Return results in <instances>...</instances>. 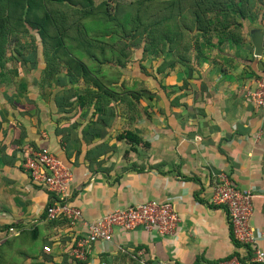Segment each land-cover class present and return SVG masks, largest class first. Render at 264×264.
Segmentation results:
<instances>
[{
	"label": "crops",
	"instance_id": "0c3cea01",
	"mask_svg": "<svg viewBox=\"0 0 264 264\" xmlns=\"http://www.w3.org/2000/svg\"><path fill=\"white\" fill-rule=\"evenodd\" d=\"M198 43L192 66L159 73L163 57L153 56L142 73L135 50L130 70L103 67L101 78L112 73L115 82L109 104H83L84 80L73 83L66 72L46 78L43 56L0 70V248L9 264H257L211 197L221 175L253 190L250 224L264 236V109L245 94L261 79L251 68L264 78V53L256 58L250 41L218 49L213 35ZM128 131L142 142L119 139ZM26 148H47L71 171L69 202L81 221L47 219L55 195L24 170ZM149 201L173 202L181 220L174 235L116 228L87 261L72 257L88 225Z\"/></svg>",
	"mask_w": 264,
	"mask_h": 264
},
{
	"label": "trees",
	"instance_id": "16d2710c",
	"mask_svg": "<svg viewBox=\"0 0 264 264\" xmlns=\"http://www.w3.org/2000/svg\"><path fill=\"white\" fill-rule=\"evenodd\" d=\"M154 3H161L160 13L155 11L145 23V11ZM186 13L191 19L184 28L178 20ZM244 21L264 32V0H137L117 8H111L108 1L96 4L95 0H0V70L3 73L10 60L24 58L35 63L43 56L46 78L66 72L73 83L84 80L83 104H109L114 99L115 82L101 78L103 65L120 72L138 50L141 55L163 57L159 73L177 64L192 66L196 59L193 52L204 45L198 43L199 37L213 35L218 49L227 42L247 43ZM28 37L31 42L19 45ZM169 55L172 60L167 61ZM119 139L142 142L131 131L120 134ZM1 248L0 264H9Z\"/></svg>",
	"mask_w": 264,
	"mask_h": 264
},
{
	"label": "built area",
	"instance_id": "2783aa9c",
	"mask_svg": "<svg viewBox=\"0 0 264 264\" xmlns=\"http://www.w3.org/2000/svg\"><path fill=\"white\" fill-rule=\"evenodd\" d=\"M245 94L256 107L264 109V78L259 79L255 87H246ZM24 154L23 168L31 180L55 195L54 202L47 208V219L65 220L70 224L81 221V210L69 202V187L73 181L71 171L47 148H26ZM254 193L253 190L235 188L227 176L221 175L213 187L211 202L224 207L233 238L252 253L251 262L264 264V252L259 248L264 236L250 224ZM180 221L173 202L169 201H149L118 209L88 225L86 234L75 240L71 255L80 262L87 261L93 245L99 241L110 243L116 228L128 231L143 228L147 232L171 236L177 231ZM45 250L49 252L50 248L45 247ZM217 264H240V261L235 258Z\"/></svg>",
	"mask_w": 264,
	"mask_h": 264
},
{
	"label": "rangeland",
	"instance_id": "374dc122",
	"mask_svg": "<svg viewBox=\"0 0 264 264\" xmlns=\"http://www.w3.org/2000/svg\"><path fill=\"white\" fill-rule=\"evenodd\" d=\"M101 1H108L109 2V4H110V7L111 8H117L118 6H126V5H130L131 3H134L135 1H137V0H95V3L96 4H99ZM156 1H163V0H156ZM159 5L161 6V3H159ZM159 5L158 4H151V7H148V9L145 11V16H144V19H145V23H147L150 19H152V14L156 11V13H160V9H159ZM190 16H189V14L188 13H186L185 14V16L184 17H182L181 19H179L178 21L180 22H182V26H184V28H185V25H184V23H186L187 24V26L189 25V21H190ZM180 22V23H181ZM251 23L249 22L248 23V28H246V30H245V36H246V38L248 39V41H250L252 38H251V30L252 29H255L256 27L255 26H253V25H250ZM257 26V25H256ZM185 38L186 39H188V36L186 35L185 36ZM28 41H30L31 42V38H29L28 37V39L27 38H22V40L20 41V43H19V45H22V46H26L27 45V42ZM40 45V44H39ZM13 47H15V46H12V47H10L9 48V52H8V56H10L11 57V55H12V48ZM20 47V46H19ZM40 47H41V45H40ZM24 50V49H23ZM136 56L139 58V55L138 54H136ZM156 58L157 56H158V58L160 57V55L159 54H143V57H141L142 59H141V66H140V69H141V71H142V73H145V71H147L145 68L146 67H148L150 64H153V61L154 60H157V59H152V58H154V57ZM135 57V56H134ZM150 57H152V58H150ZM136 58V57H135ZM135 62H137V60L135 61V59L133 58V55H132V58L131 59H128L127 61H126V65H125V69H127L128 68V70H130L131 68H132V66H136L135 65ZM145 63L144 65L142 64V63ZM106 65H103V67H105ZM146 66V67H145ZM107 68H109V67H107ZM148 69H151V66L150 67H148ZM108 72H109V69H108ZM117 73V72H116ZM141 73V74H142ZM112 73L109 75V77H108V80H107V82L109 83L110 81H112V80H110V79H114V78H112ZM125 82H127V81H125ZM113 84V83H112ZM129 84H130V82H129ZM147 88V87H146ZM142 91H144L143 89H141ZM82 93H83V89H79V91H78V94L80 95H82Z\"/></svg>",
	"mask_w": 264,
	"mask_h": 264
},
{
	"label": "water",
	"instance_id": "95a60500",
	"mask_svg": "<svg viewBox=\"0 0 264 264\" xmlns=\"http://www.w3.org/2000/svg\"><path fill=\"white\" fill-rule=\"evenodd\" d=\"M251 42L254 47V56L260 58L264 53V32L259 28L251 30Z\"/></svg>",
	"mask_w": 264,
	"mask_h": 264
}]
</instances>
